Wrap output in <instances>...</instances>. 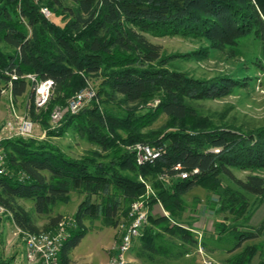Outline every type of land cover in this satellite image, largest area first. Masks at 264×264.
Wrapping results in <instances>:
<instances>
[{"label":"trees","instance_id":"obj_1","mask_svg":"<svg viewBox=\"0 0 264 264\" xmlns=\"http://www.w3.org/2000/svg\"><path fill=\"white\" fill-rule=\"evenodd\" d=\"M66 1L74 7H67ZM243 1L248 4H236ZM0 4L2 40L15 53L0 54V79L9 80L6 72L13 71L52 79V100L56 102L68 88L83 86L86 76L107 71L102 85L115 96L135 105L158 95V107L177 126L165 138L149 141L136 130L141 125L138 119L145 115L136 117L133 113L122 118L102 111L92 100L64 118V125L74 122L82 136L105 151L120 126L130 133L127 143L161 147L159 156L144 165L137 163L130 150L123 152L122 160L113 167L89 158L73 159L47 143L22 139L4 143L8 166L24 178L0 175V205L14 214L20 228L42 231L16 212L13 200L31 198L36 212L43 215L51 213L58 202L68 200L72 192L85 193L75 213L77 227L63 242L66 262L86 236L87 220L102 217L107 224L115 225L122 210L144 193L140 174L151 179L161 203L174 213L178 210V194L194 189L203 179L216 180L221 173L231 177L229 166L264 167V127L248 133L233 129L197 132L188 128L187 118L192 111L184 99L205 97L216 86L215 80L195 81L184 73L158 68L168 63L161 48L127 28L132 25L153 34L182 36L213 33L214 39L223 43L253 33L264 47V0H0ZM42 6L54 15H60L59 10L71 14V19L64 25L49 21L40 12ZM13 83L14 98L27 93L26 80ZM115 165L129 175L117 171ZM194 170L198 174L192 175ZM183 173L189 174L188 178H182ZM167 181L171 182L169 186ZM236 183L243 191L264 199L263 177L248 176ZM150 204L152 210L154 202ZM62 217L51 218L50 225H57ZM166 234L170 238L165 240ZM238 236L239 242L264 237V219L253 232ZM172 239L190 247L198 244L192 231L173 225L162 213L150 212L148 225L138 238L137 258L148 260L159 253L172 256Z\"/></svg>","mask_w":264,"mask_h":264},{"label":"rangeland","instance_id":"obj_2","mask_svg":"<svg viewBox=\"0 0 264 264\" xmlns=\"http://www.w3.org/2000/svg\"><path fill=\"white\" fill-rule=\"evenodd\" d=\"M236 4L246 5L248 3L243 1L236 2ZM65 5L74 7L69 1H66ZM59 14H52L50 20L53 19L64 25L71 19V14L60 10ZM127 28L131 29V34L132 32L142 34L149 42L161 48L162 57L168 63L164 67L158 68L184 73L195 81L215 80L216 86L205 97L184 99L185 104L192 111L187 118L186 126L188 128L197 132L233 129L248 133L264 127V47L253 33L242 36L233 42L223 43L216 41L213 33H208L205 36L199 34L182 36L172 33L153 34L132 25H127ZM0 54L6 56L15 54L14 50L2 40L1 33ZM106 72L86 76L83 86L68 88L65 95L56 102H53L51 94L49 101L43 106L37 104L31 87H28L27 93L22 97H13V102L10 101L9 96L2 97L0 126L6 122L10 112L13 117L30 116L36 126L34 137L7 135L3 137H12V139L5 140L4 143L16 139L47 143L73 159L89 158L114 167L116 161L122 160L123 152L132 151L133 146L137 144L127 143L130 133L125 127L120 126L117 129L116 138L112 139L109 150L105 151L86 136H82L74 122L70 121L64 125V118L69 113L64 114L61 122H57L53 118L55 109H66L77 92L87 89L95 91L92 101H96L97 106L104 112L122 118H128V114L133 113L136 117L145 115L138 119V122L143 126L138 127L136 123L138 127L136 130L140 136L147 140L156 141L165 138L168 132L177 128L173 124L174 122L158 107L160 101L158 95L149 97L138 104L128 105L124 103L122 96H115L107 86L102 85L103 74ZM3 81L5 80L0 79V83ZM150 145L158 146L152 143ZM117 165L119 164L117 163ZM117 165H115L117 171L123 175H129L127 170L119 169ZM228 169L231 177L221 173L216 180L203 179L194 189L179 193L178 210L174 213L161 203L159 195H157L158 192L152 187L151 179L140 174L138 179L145 186V190L134 201H143L149 213H162L173 225L192 231L195 238L198 239V244L190 247L182 244L178 239H172L174 243H170V248L173 250L172 256H168L167 253H159L152 255V258L148 260H141L136 255L140 245L139 240L136 241V239L127 255L128 263L259 264L264 262V237L239 242L238 236V234L253 232L263 221L264 199L243 191L236 183L238 180L245 181L248 176L264 178V167L229 166ZM6 174L24 178L22 173L8 165ZM131 174L133 175V173ZM160 179L163 178L160 177ZM169 182L167 181V186L170 185L171 182ZM84 198L85 193L72 192L68 200L58 202L51 213L43 215L36 212L35 202L31 198L16 199L12 201V204L16 212L25 215L37 230H42L41 233H57L61 227L65 226L66 234H68L72 228L77 227L75 213ZM151 202H154L152 210L149 209ZM131 204L122 210L115 225L107 224L102 217L96 220H87L85 228L89 234L79 245L75 254L81 260L95 259L96 261V257L101 254L103 242L107 240L112 245L107 263L110 264L116 257L121 238L130 223ZM1 207L4 208V212L0 209V264H31L27 251L25 254L24 250V235L18 231L19 226L15 223L14 214L4 206L1 205ZM58 215L63 216L62 220L55 226L50 225V219ZM62 223L63 226H61ZM95 232L100 233L97 236ZM169 236L168 234L164 235L165 240L170 238ZM63 248L62 246L58 255L59 264H86L75 262L70 256L66 262ZM181 252H184V255L174 256Z\"/></svg>","mask_w":264,"mask_h":264},{"label":"built area","instance_id":"obj_3","mask_svg":"<svg viewBox=\"0 0 264 264\" xmlns=\"http://www.w3.org/2000/svg\"><path fill=\"white\" fill-rule=\"evenodd\" d=\"M40 12L47 20L51 19L52 11L48 7L42 6ZM6 75L9 76L10 79L0 83V95H6L8 97V90H13V82L23 79L26 80L29 87L32 88L34 99H41V102L49 101L55 86L52 79L41 80L35 74L18 75L16 71L6 72ZM94 97L95 91L92 89L77 92L71 99V104H69L66 109L57 108L54 110L55 120L61 122L65 113L79 111ZM10 101L13 102V99H10ZM35 128V123L30 116L13 117L11 116V112L6 122L0 126V170H3L5 174L8 162L6 159V152H4L3 136L16 135L25 138L34 137ZM159 148L161 147H153L150 144L137 143L133 146L132 151L136 155L138 164H146L149 163L151 151ZM177 168H179V166ZM191 174H198V170H194ZM188 176L189 175H181L182 178H188ZM0 209L4 212V208H2L1 205ZM130 217V223L126 227L121 238L116 257L110 264H124V261L128 260L129 257L122 256V248L125 247L127 233H135L137 240L142 236V231L148 224L149 217V212L143 201L137 200L131 204ZM63 225L64 224L62 223L61 226ZM18 231L20 234H24V237H31L34 239L32 263L59 264L58 255L60 251H58V240L61 235L66 234L67 228L65 226L61 227L57 233L46 232L45 234H34L31 231L24 230L20 227L18 228Z\"/></svg>","mask_w":264,"mask_h":264},{"label":"bare ground","instance_id":"obj_4","mask_svg":"<svg viewBox=\"0 0 264 264\" xmlns=\"http://www.w3.org/2000/svg\"><path fill=\"white\" fill-rule=\"evenodd\" d=\"M5 96L6 95H0V102H1V98L5 97ZM8 96H9V98L13 99L14 96H13L12 90H8ZM36 100H37V104L39 106H43L44 104L47 103V101L41 102V99H36ZM71 112L75 114L78 111H71ZM53 118L55 119L54 114H53ZM10 136H12V135H10ZM15 136H13V137H15ZM11 139H12V137H6V138L3 137V143L5 142V140H11ZM4 152H5V150H4ZM159 152L160 151H158V149L152 150L151 153H150L149 162H151L154 159H156L159 156ZM6 159H7V157H6ZM3 174H4V171L0 170V175H3ZM181 175H189V174L183 173ZM32 233H34V234H45V232L44 233L32 232ZM67 235L68 234H64V235H61V237H59V240H58V251H61V248L63 246V242H64V240H66ZM136 239H137V237H136L135 233H127L125 247L122 248V256L127 257V255L129 254V252L132 249L133 242ZM24 245H25V249L27 251V254L29 255V257L31 259H33L34 239H32L31 237H24ZM124 264H129L128 260L124 261Z\"/></svg>","mask_w":264,"mask_h":264},{"label":"crops","instance_id":"obj_5","mask_svg":"<svg viewBox=\"0 0 264 264\" xmlns=\"http://www.w3.org/2000/svg\"><path fill=\"white\" fill-rule=\"evenodd\" d=\"M96 233V235L98 236V233H100V232H95ZM89 233H87L86 234V236L88 235ZM85 236V237H86ZM85 237H84V239H85ZM83 239V240H84ZM83 240L81 241V243L83 242ZM80 243V244H81ZM79 244V245H80ZM79 245L71 252V254H70V258L73 260V261H78L79 263H81V262H83V263H86V264H107L108 263V261H109V257H110V253H109V250H110V248H112V245L110 244V242L109 241H107V240H105V242H103V246H102V248H101V250H100V252H101V254H100V256H97L96 257V261H95V259H93V260H89V261H85V260H81V258L79 257V256H77L76 254H75V251L77 250V248L79 247ZM24 247V246H23ZM24 250H25V254H26V249L24 248ZM96 255V254H95ZM27 256H28V258H29V260L32 262V259L29 257V255L27 254ZM95 257V256H94Z\"/></svg>","mask_w":264,"mask_h":264}]
</instances>
